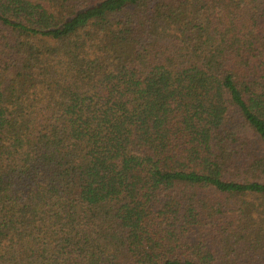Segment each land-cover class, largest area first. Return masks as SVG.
I'll list each match as a JSON object with an SVG mask.
<instances>
[{
	"label": "trees",
	"instance_id": "trees-1",
	"mask_svg": "<svg viewBox=\"0 0 264 264\" xmlns=\"http://www.w3.org/2000/svg\"><path fill=\"white\" fill-rule=\"evenodd\" d=\"M0 264H264V0H0Z\"/></svg>",
	"mask_w": 264,
	"mask_h": 264
}]
</instances>
